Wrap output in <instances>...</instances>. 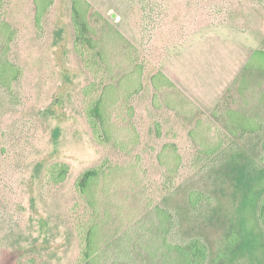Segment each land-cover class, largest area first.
Listing matches in <instances>:
<instances>
[{"label": "rangeland", "instance_id": "1", "mask_svg": "<svg viewBox=\"0 0 264 264\" xmlns=\"http://www.w3.org/2000/svg\"><path fill=\"white\" fill-rule=\"evenodd\" d=\"M88 1L145 61L143 89L130 101L139 142H133L127 109L117 102L111 109L113 139L102 144L93 134L85 108L97 93L87 96L84 89L111 80L87 68L75 51L70 0H55L41 28L35 24L34 0H1L0 17L15 35L8 45L0 35V61L14 69L10 87L0 82V264H16L30 254L41 264H80L72 211L78 200L75 182L104 159L125 167L118 176L117 198L126 196V205L134 200L138 220L148 219L138 194L142 186L155 204L169 211L168 243L201 239L209 249L207 264H264L259 216L264 197V74L255 65L244 69L254 50L264 51V0ZM112 52L113 75L121 76L127 65L118 67L119 50ZM158 71L173 86H163L154 100L151 77ZM180 97L185 101L179 114L162 104ZM229 109L257 119L262 127L238 129L234 135L227 126ZM198 118L196 141L190 130ZM219 140L220 150L198 158L202 145L215 146ZM167 143L182 157L170 180L166 168L176 165L172 148L164 165L158 158ZM55 162L70 165L59 185L46 178L47 167ZM192 191L204 195L196 206L190 202ZM134 236L133 231L123 233L91 264H131L127 251L136 242ZM136 238H143L141 231ZM165 252L166 261L160 257L155 263L148 259V264H178L177 250Z\"/></svg>", "mask_w": 264, "mask_h": 264}, {"label": "trees", "instance_id": "2", "mask_svg": "<svg viewBox=\"0 0 264 264\" xmlns=\"http://www.w3.org/2000/svg\"><path fill=\"white\" fill-rule=\"evenodd\" d=\"M54 2L55 0H34L35 24L38 28L42 27L43 19ZM70 5L75 51L85 62L87 68L94 70L96 74L100 72L105 79L111 80L105 82L101 79L100 82H92L84 89L87 96L91 92L92 94L97 93L96 98L86 100L85 108L93 134L96 140L102 144L113 139L112 127L115 124L112 120L111 109L117 102L116 105L120 103L127 109V117L130 118V127L128 128L133 132L134 144H137L140 135L132 120L135 107L130 101L143 89L142 78L146 68L145 61L140 57L138 48L88 0H70ZM1 33L6 38L7 45L15 35L13 26L2 17H0V35ZM115 49L119 50L121 57V60L117 61L118 67L122 68V66L127 65L124 74L121 76L113 75L112 50ZM250 65H255L256 72L264 74L263 50H254L244 69L247 71ZM13 73V65L10 62L4 64L0 61V82L2 85L7 88L10 87ZM117 78L115 83L114 80ZM151 82L156 89L154 100L164 91L163 86H173L171 79L162 71L152 75ZM242 84H245L244 79H242ZM184 101L180 97L176 101L162 100V104L174 109L179 114L182 111ZM199 122L200 118L196 120L195 128L190 130V135L196 141H199L196 135ZM261 123L238 110H228L227 126L234 135L237 134L238 129L257 131L258 128L262 127ZM155 124L157 134L161 135V123L156 122ZM215 144L211 147H203L202 145L198 158L211 157L223 146L221 140ZM116 145L121 150L128 152L125 146L119 143ZM169 148H172L171 154L174 155L176 164L174 168H166L168 175L171 176L170 180L178 170L182 157L174 144L167 143L158 154L162 165L165 164V157H167ZM262 148L264 149V140L262 141ZM123 169H125L124 166L112 165L108 159H104L99 165L84 170L75 182L78 200L72 211L74 212L73 224L79 243V263H93L103 255L106 248L111 247L115 241H119L123 233L133 231L136 242L132 243L127 251L131 264H148V259L155 263V259L160 257L166 261L169 256L165 251L168 252L173 249L178 252L176 258L178 264H207L209 249L201 239L194 238L183 245L168 243L166 234L171 227V214L165 208L155 204L153 198L147 193V186L141 187L139 185L141 188L138 194L142 196V202L145 203L148 219L140 218L138 220V214L134 213L136 211V208L133 207L134 200L126 205V196L117 198L121 185L118 176L122 174ZM69 172L70 165L67 162H55L47 167L46 178L48 182L59 185L66 181ZM203 197L202 193L192 191L190 202L196 206L203 200ZM259 211L260 219L264 225V197L261 199ZM125 226L128 228L122 232ZM157 229L162 232L161 235L157 234ZM139 231H141L143 238H136ZM16 264H41V259L30 254L19 258Z\"/></svg>", "mask_w": 264, "mask_h": 264}]
</instances>
